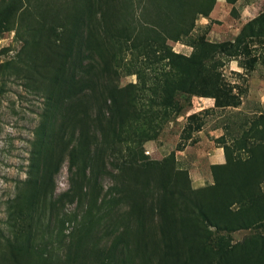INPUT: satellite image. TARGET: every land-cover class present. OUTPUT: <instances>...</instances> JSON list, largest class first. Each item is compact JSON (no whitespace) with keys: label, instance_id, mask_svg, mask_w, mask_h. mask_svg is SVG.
<instances>
[{"label":"rangeland","instance_id":"rangeland-1","mask_svg":"<svg viewBox=\"0 0 264 264\" xmlns=\"http://www.w3.org/2000/svg\"><path fill=\"white\" fill-rule=\"evenodd\" d=\"M115 4L127 17L130 1ZM85 7L81 0H0V264H264V144L252 157L245 150L264 131V0H216L189 36L169 43L186 56L199 39L242 43L238 56L216 57L224 88L236 97L222 102L232 105L193 96L169 119L163 114L172 106L158 98L168 60L134 52L128 42L119 48L113 31L120 44L117 25L126 21L86 19ZM67 17L74 28L89 24L97 74L120 86L140 83L129 91L142 96L145 115L129 111L125 142L108 135V145L97 147L107 120L96 121L86 100L65 104L64 88L48 87L50 74L65 73L49 43L75 42ZM196 112L198 122L187 119ZM83 126L89 138L81 137ZM80 140L91 148L87 165ZM216 148L223 163L209 159ZM231 156L241 160L219 167ZM196 197L219 229L196 213Z\"/></svg>","mask_w":264,"mask_h":264},{"label":"trees","instance_id":"trees-1","mask_svg":"<svg viewBox=\"0 0 264 264\" xmlns=\"http://www.w3.org/2000/svg\"><path fill=\"white\" fill-rule=\"evenodd\" d=\"M113 0H81L82 6H86L83 11L86 19H95L98 15L102 20L112 16L120 15L119 22L123 21L125 24H118V39L113 38L115 44L119 48L122 46V42H128L133 51H145L146 53H153L155 58L167 59L169 63L168 71L163 74L164 79L161 78L158 83L160 92L158 98L161 99L162 104L171 105V111L163 114L165 119L171 118L172 115L182 114L185 109V105H191V98L193 96H211L216 100V106H227L232 104H223V99H229V97L236 98L231 94L228 88H224L225 84L221 81L222 72L219 71V59L216 57L223 53H229L233 56H238L241 48V40L237 38L234 42H221L211 43L199 39L195 44V49L190 56H186L182 53L175 52L170 46V42H179L190 33L196 27V21L200 16H209L215 6L216 0H206L205 3H199L197 0H128L130 1L127 17L125 12L117 8L114 0V6L110 4ZM156 3H159L156 5ZM41 5V4H40ZM120 10V11H119ZM139 10V11H138ZM66 26L73 29L75 33V42L66 46L62 42H50L49 49L55 55H59L65 61V73L50 74L51 80L48 87L51 85L64 88L65 104L73 100L84 99L88 102V107L95 111L96 121L107 120L109 124L108 128H99L98 140L96 144L99 147L101 144L109 143L108 135H117L121 142L128 140V119L134 115V118H141L145 115V108L141 104L142 96L135 93L130 95V89L141 88L140 83H128L125 86H120L110 76H100L97 74L98 63L94 56L95 47L92 45L90 39V27L86 23L80 29V26L74 28L72 26V20L67 17L65 20ZM125 26V29L120 28ZM115 30V29H114ZM63 51V52H62ZM161 61V60H160ZM211 63V67H208V63ZM217 63V64H216ZM211 72V76L214 82H208V73ZM82 85V88H79ZM47 87V88H48ZM236 106V105H234ZM87 106L85 105V108ZM77 110V109H76ZM76 110L70 111L75 113ZM132 110L133 114L130 116L129 111ZM201 112L190 114L187 119L200 120L199 115ZM71 115V114H67ZM68 116V117H69ZM177 117V116H176ZM81 118V117H80ZM82 123H86L88 118V112L84 110ZM173 118V116H172ZM196 128L200 124H197ZM144 132L141 133L143 135ZM90 132L88 127L83 126L81 128V137L84 139L89 138ZM139 135L136 134L133 141L139 139ZM253 142L245 147L248 152L253 154V150L260 145L264 144V131H259L257 136H253ZM107 138V139H106ZM80 146L87 151V154H83V163L87 165L88 159H91V148L86 143L80 140ZM227 154L230 149L228 146H224ZM74 151L78 152L76 146L73 147ZM250 157V158H251ZM168 161L170 159H167ZM241 159L227 157V162L219 167H226L230 164H237ZM83 164V165H84ZM166 164V162L164 163ZM84 165V166H85ZM87 170L86 167L84 169ZM264 175V170H263ZM149 177H146V185L144 188L151 187V181H148ZM166 175L161 178V184L165 186ZM213 185H216L217 182ZM136 182V181H135ZM137 187L141 184L136 182ZM261 181L256 184L260 186ZM116 190H120L118 187H113ZM164 188V187H163ZM165 190V189H163ZM121 192V191H120ZM128 195V193H127ZM154 198L158 207L162 202V195ZM195 204L197 205L198 215L202 219L210 222L213 227L219 229L221 226L218 222H215L213 217L209 214L208 210L204 209L203 204L199 197L195 198ZM213 223V224H212ZM38 234V231L35 232ZM31 247H35L34 244Z\"/></svg>","mask_w":264,"mask_h":264},{"label":"crops","instance_id":"crops-1","mask_svg":"<svg viewBox=\"0 0 264 264\" xmlns=\"http://www.w3.org/2000/svg\"><path fill=\"white\" fill-rule=\"evenodd\" d=\"M209 159L213 163H223L224 162V155H223V151L221 150V148H216L215 151L209 157Z\"/></svg>","mask_w":264,"mask_h":264}]
</instances>
